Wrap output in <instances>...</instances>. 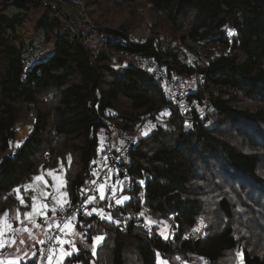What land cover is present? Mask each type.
<instances>
[{
    "label": "trees",
    "instance_id": "1",
    "mask_svg": "<svg viewBox=\"0 0 264 264\" xmlns=\"http://www.w3.org/2000/svg\"><path fill=\"white\" fill-rule=\"evenodd\" d=\"M84 1L104 35L99 41L33 0L18 3L17 17H0V216L19 204L15 189L50 165L65 167L76 201L100 171L95 165L86 175L100 158L108 120L134 133L169 114L138 136L124 163L119 196L128 199L114 210L102 198L92 203L110 217L82 215L64 264H159L158 254L169 264H264V239L254 230L264 221V0ZM143 8L154 21L139 32L127 22ZM34 14H41L36 32L55 43L52 55L28 69L20 28ZM148 58L171 77H197L196 90H186L208 98L206 114L185 120L167 111L177 104L174 90L155 77ZM35 111L32 134L11 154L18 123ZM136 213L152 231L135 223ZM165 221L169 237L158 230ZM98 235L104 239L95 246Z\"/></svg>",
    "mask_w": 264,
    "mask_h": 264
},
{
    "label": "built area",
    "instance_id": "2",
    "mask_svg": "<svg viewBox=\"0 0 264 264\" xmlns=\"http://www.w3.org/2000/svg\"><path fill=\"white\" fill-rule=\"evenodd\" d=\"M23 0H0V17L15 18L21 12L18 3ZM49 9L58 11L64 16L72 27L79 33L85 34L90 41L101 40L104 35L101 34L100 27L92 20L86 11L84 0H34ZM42 38V37H41ZM38 44L33 40L27 39L25 44L19 46L20 55L23 58L25 66L30 69L34 58L39 57L37 52ZM121 53L115 59L118 61ZM150 66L152 73L167 87L174 90L177 99V106H167V111L174 110L184 119H192V113L203 108L205 111L209 107L207 97L192 95L183 86V81L179 77H171L167 70L152 58L145 59ZM146 124V123H145ZM145 124H140L134 133L118 125L113 120H108L101 131L102 149L99 150L98 159L93 158L86 171V175H91L93 167L100 166V171L93 179L88 177L84 184L79 188V198L56 205V214L54 222L43 220L44 235L41 241L43 243L35 244L32 247V258L38 259V264H64V251L70 242L68 227L74 226L80 221L82 215L91 210L96 211L91 205L94 202L99 186L105 187V204L108 209L114 210L120 207L119 190L123 175L128 172L124 165L130 157L138 136L144 134ZM15 152V151H14ZM11 153V154H14ZM52 164V163H51ZM54 204V201H51ZM99 212V211H96ZM121 225L128 228L131 220L126 213L122 214ZM135 220L137 225H142L146 230L152 231L151 225L143 219L142 214L136 213ZM153 234V232H152ZM73 253V252H72ZM71 255L68 254L67 257ZM51 257V259H50ZM82 264V263H79ZM91 264H96L94 261Z\"/></svg>",
    "mask_w": 264,
    "mask_h": 264
},
{
    "label": "crops",
    "instance_id": "3",
    "mask_svg": "<svg viewBox=\"0 0 264 264\" xmlns=\"http://www.w3.org/2000/svg\"><path fill=\"white\" fill-rule=\"evenodd\" d=\"M29 38L31 36H27L26 40ZM64 172L63 165H50L42 169L31 180L26 181L21 187L15 189V191L19 190L16 191L19 204L11 211L6 212V217L4 214L0 216V232H2L0 235V264H24L32 259V247L40 243L39 241L44 235L43 220L47 218V221L54 222L56 205L71 200ZM38 176L42 179L37 180ZM102 187L105 195V187ZM102 197L103 193L97 191L94 203L102 200ZM51 201H54V204ZM94 208L104 215L102 205L96 204ZM27 213L32 215H25ZM105 214L107 215V213ZM7 225H11V227ZM74 231V226L70 224L68 227L70 242L64 251L65 261L67 255L72 254L76 247ZM101 236L104 239V236Z\"/></svg>",
    "mask_w": 264,
    "mask_h": 264
},
{
    "label": "rangeland",
    "instance_id": "4",
    "mask_svg": "<svg viewBox=\"0 0 264 264\" xmlns=\"http://www.w3.org/2000/svg\"><path fill=\"white\" fill-rule=\"evenodd\" d=\"M46 11V8H43L41 10V13H44ZM154 12L151 11L148 8H143L141 10H139L138 15L133 14L130 16L129 20H128V24L133 25H139L140 31H142L143 28H146L148 26V24L150 22L154 21V16H153ZM41 16V14H34L33 17H31L30 19H28L20 28V33L22 34L24 41H26V37L27 36H31V38H29V40H33L35 42H37L38 47H37V52L40 53L39 57H36L33 59L32 61V65L35 64L36 62L45 60L46 58H48L50 55L53 54L54 52V43H55V39L52 38L49 41L44 40L43 38H41V34L36 32V23L38 18ZM43 41V42H42ZM40 47V48H39ZM203 58V57H202ZM196 59V57L193 58V61ZM125 60V57L123 55H121L118 59V61H123ZM197 83H198V78L197 77H193L191 79H184L183 81V86L185 89H189L191 91L196 90L197 87ZM205 113H203L202 115H205ZM169 114H165V115H160L159 118H157V120H152V121H148L145 126H144V132L148 133L152 130V126H151V122L153 123V125L157 126V125H164L163 121L166 119V117H168ZM35 117H36V111L33 113V115H30L28 118H26L24 121L18 123L17 125V129L19 131L18 134V138L16 139V141L14 142V146H13V150L10 153H13L15 150H18L20 148L23 147V145L25 144V142L28 140V137L32 134L33 130H34V124H35ZM102 149V144H100L99 150ZM124 184L121 185V190L123 188ZM102 186H99L98 188V192L103 193V197L102 199L104 200V191L102 189ZM125 197L128 196L127 195H120L119 196V204H123L127 199H125ZM103 208V207H102ZM105 213H107V215L104 213L105 216L110 217V215L108 214L107 210L103 209ZM148 222L150 223L151 221L149 219H147ZM259 223L261 225H259L258 227L254 228V230L259 231L260 234L258 233L259 237L264 239V234L262 233V231H260V228L262 226H264V221L263 219H260ZM159 233L164 236V237H169L171 236V231H172V225L165 221L162 222L161 224L159 223ZM202 227V226H201ZM200 229V228H199ZM261 235V236H260ZM96 237H102L101 235H98ZM103 241H95L94 240V245H98ZM73 245V244H71ZM241 255L238 256V258H240ZM232 259V258H230ZM167 262V263H166ZM242 262V261H241ZM158 263L159 264H169V262L167 260H165L161 254H158ZM243 263V262H242ZM196 264H207L205 261H197Z\"/></svg>",
    "mask_w": 264,
    "mask_h": 264
},
{
    "label": "snow or ice",
    "instance_id": "5",
    "mask_svg": "<svg viewBox=\"0 0 264 264\" xmlns=\"http://www.w3.org/2000/svg\"><path fill=\"white\" fill-rule=\"evenodd\" d=\"M36 179L37 180H41L42 179V177H36ZM17 192L19 191L18 189L16 190ZM125 199H127V197H125ZM21 201L23 202V199L21 198ZM33 207L35 208V205H33ZM54 211V210H53ZM25 215H27V216H31L32 214L31 213H27V214H25ZM4 216L6 217L7 216V213H4ZM8 227H11V225H7ZM66 227H69V225H66ZM25 230H27V229H25ZM0 235H2V232H0ZM103 238L102 237H95L94 238V240L95 241H100V240H102ZM21 242H23V241H21ZM40 243H43V241H39ZM238 256L240 255V253H238L237 254ZM50 259H51V257H50Z\"/></svg>",
    "mask_w": 264,
    "mask_h": 264
},
{
    "label": "clouds",
    "instance_id": "6",
    "mask_svg": "<svg viewBox=\"0 0 264 264\" xmlns=\"http://www.w3.org/2000/svg\"><path fill=\"white\" fill-rule=\"evenodd\" d=\"M189 93H190V92H189ZM201 109H202V112H201V113H203V112H205V111H206V110H205V111H203V110H204L203 108H201ZM198 110H200V109H198ZM198 110H197V111H198Z\"/></svg>",
    "mask_w": 264,
    "mask_h": 264
},
{
    "label": "bare ground",
    "instance_id": "7",
    "mask_svg": "<svg viewBox=\"0 0 264 264\" xmlns=\"http://www.w3.org/2000/svg\"><path fill=\"white\" fill-rule=\"evenodd\" d=\"M31 1H32V0H31ZM33 1H34V0H33ZM35 3H36V2H35ZM44 7H45V6H44ZM42 42H43V41H42ZM39 48H40V47H39ZM165 86H166V85H165ZM170 89H171V88H170ZM176 105H177V104H176ZM176 105H175V106H176ZM173 107H174V106H173ZM185 120H186V119H185ZM121 226H122V225H121Z\"/></svg>",
    "mask_w": 264,
    "mask_h": 264
},
{
    "label": "water",
    "instance_id": "8",
    "mask_svg": "<svg viewBox=\"0 0 264 264\" xmlns=\"http://www.w3.org/2000/svg\"><path fill=\"white\" fill-rule=\"evenodd\" d=\"M199 243V240H197V244Z\"/></svg>",
    "mask_w": 264,
    "mask_h": 264
}]
</instances>
